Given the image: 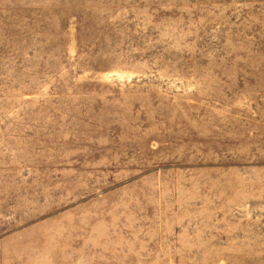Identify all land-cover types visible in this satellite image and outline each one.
Instances as JSON below:
<instances>
[{
	"label": "rangeland",
	"instance_id": "374dc122",
	"mask_svg": "<svg viewBox=\"0 0 264 264\" xmlns=\"http://www.w3.org/2000/svg\"><path fill=\"white\" fill-rule=\"evenodd\" d=\"M0 264H264V0H0Z\"/></svg>",
	"mask_w": 264,
	"mask_h": 264
}]
</instances>
